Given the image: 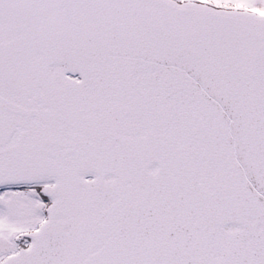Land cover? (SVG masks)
<instances>
[{
    "label": "snow or ice",
    "instance_id": "1",
    "mask_svg": "<svg viewBox=\"0 0 264 264\" xmlns=\"http://www.w3.org/2000/svg\"><path fill=\"white\" fill-rule=\"evenodd\" d=\"M0 264H264V0H0Z\"/></svg>",
    "mask_w": 264,
    "mask_h": 264
}]
</instances>
